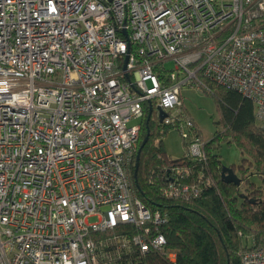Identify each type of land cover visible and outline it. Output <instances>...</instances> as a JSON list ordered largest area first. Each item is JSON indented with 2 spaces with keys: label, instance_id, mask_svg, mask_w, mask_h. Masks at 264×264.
Instances as JSON below:
<instances>
[{
  "label": "built area",
  "instance_id": "1",
  "mask_svg": "<svg viewBox=\"0 0 264 264\" xmlns=\"http://www.w3.org/2000/svg\"><path fill=\"white\" fill-rule=\"evenodd\" d=\"M209 82L264 128V0H0V264H104L106 232L174 261L131 163L147 105L204 156L181 87Z\"/></svg>",
  "mask_w": 264,
  "mask_h": 264
},
{
  "label": "trees",
  "instance_id": "2",
  "mask_svg": "<svg viewBox=\"0 0 264 264\" xmlns=\"http://www.w3.org/2000/svg\"><path fill=\"white\" fill-rule=\"evenodd\" d=\"M209 84V93L223 111L224 125L208 140L198 133L204 156L192 154L189 141L184 155L169 156L162 137L175 126L162 124L156 109L148 119L147 105L131 163L136 195L147 207L168 214L161 230L167 239V251L175 253V260L154 251L145 255L137 250L117 252L108 243L111 233L106 232L98 235V240L107 241L104 264H241V252L264 242V128L257 121L250 98ZM148 131L149 138L141 148ZM221 142L235 143L243 153L241 163L230 167L238 170L248 184L250 193H244L245 198L240 197L242 182L237 185L222 178ZM252 176L258 177V182L252 181Z\"/></svg>",
  "mask_w": 264,
  "mask_h": 264
},
{
  "label": "rangeland",
  "instance_id": "3",
  "mask_svg": "<svg viewBox=\"0 0 264 264\" xmlns=\"http://www.w3.org/2000/svg\"><path fill=\"white\" fill-rule=\"evenodd\" d=\"M166 65L169 68L174 67L173 61L166 62ZM181 98V111L194 120L196 124L195 129H198L204 140L212 138L217 130L223 129V111L214 95L205 91L204 88L197 84L194 86L183 85L181 87ZM136 122L139 121H133V123ZM186 141L188 140L183 138L178 127L171 128L162 137L163 146L167 154L173 158H179L184 155L187 150L186 144L188 142ZM218 152L222 156L224 166H231L233 164L239 165L243 159V153L235 143L228 144L226 142H221ZM236 173L238 176L242 177L238 170ZM251 179L255 182L259 180L256 176H252ZM247 186L248 184L242 181L240 191L243 192V194L250 193Z\"/></svg>",
  "mask_w": 264,
  "mask_h": 264
},
{
  "label": "water",
  "instance_id": "4",
  "mask_svg": "<svg viewBox=\"0 0 264 264\" xmlns=\"http://www.w3.org/2000/svg\"><path fill=\"white\" fill-rule=\"evenodd\" d=\"M158 111H159V120H160V122H162L163 119L167 116V113L161 107H158ZM152 112H153V106L150 105L148 119L150 118ZM148 138H149V131H148V134L146 135L145 139L143 140L141 148L145 145V143L147 142ZM138 167H139V154L137 155L136 164H135V171H134L135 179L137 178ZM221 175H222V178H223V180L225 182H232V183H235L237 185H239L242 182L241 177L238 176V174L230 166H223ZM240 197L245 198V197H247V195L241 193ZM254 201L255 200L252 198L251 202H254Z\"/></svg>",
  "mask_w": 264,
  "mask_h": 264
}]
</instances>
